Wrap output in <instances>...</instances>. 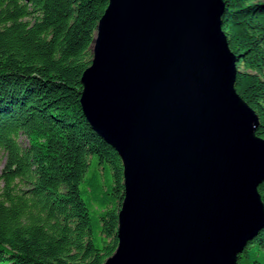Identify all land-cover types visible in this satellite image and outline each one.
I'll use <instances>...</instances> for the list:
<instances>
[{"label":"water","instance_id":"water-1","mask_svg":"<svg viewBox=\"0 0 264 264\" xmlns=\"http://www.w3.org/2000/svg\"><path fill=\"white\" fill-rule=\"evenodd\" d=\"M82 111L123 162L105 264H238L264 228V139L238 94L223 0H108Z\"/></svg>","mask_w":264,"mask_h":264},{"label":"trees","instance_id":"trees-1","mask_svg":"<svg viewBox=\"0 0 264 264\" xmlns=\"http://www.w3.org/2000/svg\"><path fill=\"white\" fill-rule=\"evenodd\" d=\"M223 1L235 88L264 139V0ZM108 5L0 0V264H105L118 249L123 162L81 108ZM238 264H264V228Z\"/></svg>","mask_w":264,"mask_h":264},{"label":"rangeland","instance_id":"rangeland-1","mask_svg":"<svg viewBox=\"0 0 264 264\" xmlns=\"http://www.w3.org/2000/svg\"><path fill=\"white\" fill-rule=\"evenodd\" d=\"M3 166H4V160L0 158V171L2 170Z\"/></svg>","mask_w":264,"mask_h":264}]
</instances>
